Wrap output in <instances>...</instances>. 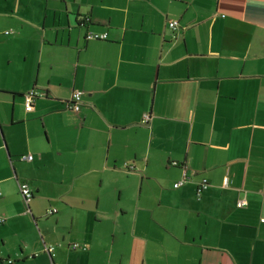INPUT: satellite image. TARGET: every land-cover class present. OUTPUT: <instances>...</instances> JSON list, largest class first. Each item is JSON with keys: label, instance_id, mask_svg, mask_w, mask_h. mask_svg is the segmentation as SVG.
Listing matches in <instances>:
<instances>
[{"label": "crops", "instance_id": "0c3cea01", "mask_svg": "<svg viewBox=\"0 0 264 264\" xmlns=\"http://www.w3.org/2000/svg\"><path fill=\"white\" fill-rule=\"evenodd\" d=\"M0 217V264H264V0H0Z\"/></svg>", "mask_w": 264, "mask_h": 264}, {"label": "built area", "instance_id": "2783aa9c", "mask_svg": "<svg viewBox=\"0 0 264 264\" xmlns=\"http://www.w3.org/2000/svg\"><path fill=\"white\" fill-rule=\"evenodd\" d=\"M167 26L169 29L171 30H175L177 28V22L176 21H170L167 23ZM86 39L89 40H105L106 39V34H92V33H87L86 34ZM37 92L35 90H30L27 93H25L23 95V108L25 112H30L33 109V103L35 98L37 97ZM80 103H81V97H80V93L79 92H72L70 97L68 98L67 101L64 102V108L67 111H70L74 114H78L79 109H80ZM149 121V115L148 114H144L142 119H141V123L142 124H147ZM21 161H31L32 158L31 156H21L20 157ZM172 165H177L176 163H172ZM186 179V172L185 169H182V178L181 180L177 181L175 184H173V188L176 189L178 187H180L183 183L184 180ZM207 187L205 181H201L198 186H197V190L196 193L197 195L200 194V192L202 190H204ZM18 192L19 195L21 197V201L23 204V208H24V213L31 216V212L29 209V204L33 198V194L31 189L29 188V186L26 183H19L18 184ZM245 205L244 200H240L236 203V207L237 208H241L242 206ZM55 213V210H50L47 211V215L53 214ZM4 222V219L0 217V224H2ZM70 249L72 250H85L84 246H80L78 244H72L70 246ZM45 252L50 256H53V249L52 248H47L45 249ZM8 263L10 264L11 262L8 261Z\"/></svg>", "mask_w": 264, "mask_h": 264}, {"label": "trees", "instance_id": "16d2710c", "mask_svg": "<svg viewBox=\"0 0 264 264\" xmlns=\"http://www.w3.org/2000/svg\"><path fill=\"white\" fill-rule=\"evenodd\" d=\"M30 91V90H29Z\"/></svg>", "mask_w": 264, "mask_h": 264}]
</instances>
